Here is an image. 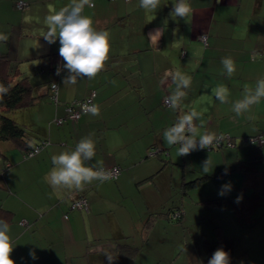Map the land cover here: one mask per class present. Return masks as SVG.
<instances>
[{
    "label": "crops",
    "instance_id": "obj_1",
    "mask_svg": "<svg viewBox=\"0 0 264 264\" xmlns=\"http://www.w3.org/2000/svg\"><path fill=\"white\" fill-rule=\"evenodd\" d=\"M17 1L0 0V34L8 37L0 40V53L28 78L37 96L33 105L14 111L15 120L31 130L34 141L44 143L29 157L11 142L1 147L0 205L12 211L8 224L14 264H109L105 253L115 257L112 264H158L155 258H140L156 219L145 240L141 228L158 208L148 194L161 191L149 183L166 164L160 155H170L175 147L166 143L163 132L193 109L200 113L197 138L215 133L232 144L225 138L221 147L188 154V178L210 176L201 184L212 183L206 201L218 209L219 219L217 237L202 234L178 264H208L218 247L229 253V264H264V143L243 140L264 136V98L236 116L232 104L220 103L213 93L224 85L229 100L236 101L264 78V0H188L192 13L186 20L169 15L175 0H162L155 13L141 8L139 0H91L93 6H86L83 14L97 30L109 32V58L94 78H78L74 85L63 82L68 72L62 67L59 39L48 44L42 36L50 9L59 10L71 0H23L22 8L16 7ZM158 29L163 34L157 39ZM223 57L235 61L232 77L225 74ZM54 65L61 69L59 75ZM177 70L191 77V86L172 109L163 100L175 89L171 74ZM51 81L57 83V103L50 98ZM90 90H95L98 116L85 112L62 124L54 121L63 116L67 102L84 98ZM90 133L96 155L87 165H117V177L93 181L83 191L53 190L44 179L53 167L51 156L74 149ZM151 148L158 153L149 155ZM206 160L209 173L202 171ZM228 182L230 191L218 195ZM238 195L242 198L236 202ZM79 196L86 198L87 208L71 209V200ZM181 211L187 218L189 213ZM130 239L139 244L137 254H116V244Z\"/></svg>",
    "mask_w": 264,
    "mask_h": 264
},
{
    "label": "clouds",
    "instance_id": "obj_2",
    "mask_svg": "<svg viewBox=\"0 0 264 264\" xmlns=\"http://www.w3.org/2000/svg\"><path fill=\"white\" fill-rule=\"evenodd\" d=\"M162 0H139V6L146 12L155 13L161 6ZM92 7L91 0H71L70 4L59 10L50 9V14L46 16L45 23L47 31L42 35L48 44L55 43L59 39V56L64 61L62 67L67 69L68 75L64 78V83L74 85L78 78H94L104 69L105 62L109 58L110 43L109 32L97 30L93 26L90 16L84 15L85 7ZM192 13L188 0H175L169 15L173 20H186ZM157 39L163 34L162 29L155 32ZM8 37L0 34V40H7ZM221 64L227 77H232L236 72V64L233 58H221ZM57 68V75L60 73ZM172 83L175 84L174 91L167 96L166 103L172 109L178 108L180 103L186 98V89L191 86V77L177 70L171 74ZM56 85L53 84V87ZM9 88L0 85V98L8 94ZM215 98L220 103H231L232 111L236 116L248 113L252 106L258 104L264 98V78L256 81L254 88L245 89L241 99L230 101V90L219 85L213 89ZM87 114L98 116L99 106L92 105L86 109ZM200 113L195 109L184 114L172 127L163 132V137L169 146L179 145L178 156H185L197 148L206 149L214 142H218L215 133L205 132L197 138V128L195 120L199 119ZM95 141L92 134L81 138L74 149L64 151L51 156L53 167L44 177L45 181L53 190L67 189L83 191L86 185L93 181H105L111 178L110 173L103 168H93L87 165L96 155ZM208 160L202 165L203 173H209ZM225 174L227 172L225 171ZM230 182L222 185L218 195L223 196L230 191ZM241 196H237L239 202ZM8 222L0 218V264H14L11 258L14 244L9 236ZM32 259H36V253L29 250ZM109 264L115 257L105 253ZM230 256L222 247H218L208 260V264H229Z\"/></svg>",
    "mask_w": 264,
    "mask_h": 264
},
{
    "label": "rangeland",
    "instance_id": "obj_3",
    "mask_svg": "<svg viewBox=\"0 0 264 264\" xmlns=\"http://www.w3.org/2000/svg\"><path fill=\"white\" fill-rule=\"evenodd\" d=\"M15 112L9 114L16 119ZM178 148L179 145H175L170 155L165 154L166 151L160 155L166 164L164 163V168L159 170L160 177L149 183V188L161 189L153 197L148 194V199L158 206L156 211L166 212L170 208L180 207L185 210L186 214L189 213L185 219H183L184 217L172 219L165 216L156 218L154 229L148 235L147 245L144 247L140 258H155L158 260V264H172L175 260L178 264L181 260L185 261L188 248L193 245V242L194 244L197 243L202 234L204 235L202 237L207 239L214 240L217 237L214 227L217 224L215 221L219 215L218 209L214 206L208 207L206 201L209 199L207 197H211L209 188H211L210 184L212 183L204 184L203 182L200 183L201 185L198 184L184 191L182 183L196 177L188 178L187 175L190 171L188 155L178 156ZM155 150L149 149L148 154L158 153Z\"/></svg>",
    "mask_w": 264,
    "mask_h": 264
},
{
    "label": "trees",
    "instance_id": "obj_4",
    "mask_svg": "<svg viewBox=\"0 0 264 264\" xmlns=\"http://www.w3.org/2000/svg\"><path fill=\"white\" fill-rule=\"evenodd\" d=\"M53 67L55 68L56 66L54 65ZM0 85L9 88L8 94L3 95L2 98H0V156H4L1 147L5 142L13 143L16 147L22 150V152L40 145L41 142L32 139L33 134L31 130L16 121L15 118L11 117L9 114L33 105L37 96L32 93V85L28 78L20 74L18 68L12 64L11 59L5 53H0ZM207 177L210 176L200 175L193 180L183 182L184 191L200 184ZM209 202L214 203L215 199L209 200ZM174 211V209L170 208L166 212H150L141 228V239L145 240L147 238L149 229L157 217H168V215H171ZM0 218L5 219L9 223L12 219V211L0 205ZM138 250V245L127 242H118L115 248L116 254L128 255L130 258H133Z\"/></svg>",
    "mask_w": 264,
    "mask_h": 264
},
{
    "label": "built area",
    "instance_id": "obj_5",
    "mask_svg": "<svg viewBox=\"0 0 264 264\" xmlns=\"http://www.w3.org/2000/svg\"><path fill=\"white\" fill-rule=\"evenodd\" d=\"M25 5V2L23 0H18L16 2V7L18 8H22ZM200 40H202L203 42H205L206 40V36L203 34H201L199 36ZM54 73H57V67L54 68L53 70ZM53 84H55L56 86L53 87ZM57 83L56 81H51L50 85H49V93H50V98L52 99L53 102L57 103L58 102V97H57ZM95 94V90H90L89 94L87 96H85L82 99H74L70 102H67L65 104V113L63 114V116H59L56 117L54 119V121L57 124H62L65 120L67 119H78L81 114L86 112V109L91 107L92 105H94L93 102V96ZM166 98L167 96L164 98L163 102L164 104L167 105L166 103ZM227 139V144H232V140L227 137V136H220L218 137V142H214L211 147L207 148V149H212V148H217V147H221L222 146V141H224V139ZM243 140L245 142H249V143H258V144H262L264 143V136L262 134H256V135H251V136H245L243 138ZM42 142L40 145L34 146L32 149L23 152L24 157H29L34 155L35 153H37L43 146ZM152 153V152H151ZM100 168H103L105 171H107L108 173H110L111 178L110 179H114L117 177V174L119 173V166L114 165V166H102ZM3 168H0V173L2 172ZM70 208L71 209H86L87 208V200L84 196H79L75 199H72L70 202ZM182 214L181 209L179 210H175L173 213H171L170 217L172 219H178L180 218Z\"/></svg>",
    "mask_w": 264,
    "mask_h": 264
}]
</instances>
